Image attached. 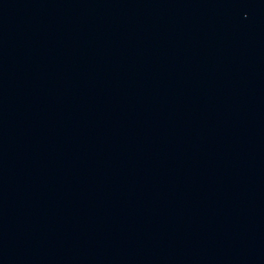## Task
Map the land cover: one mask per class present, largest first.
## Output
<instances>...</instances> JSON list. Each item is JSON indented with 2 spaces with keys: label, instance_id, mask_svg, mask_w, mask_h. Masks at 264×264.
<instances>
[{
  "label": "water",
  "instance_id": "obj_1",
  "mask_svg": "<svg viewBox=\"0 0 264 264\" xmlns=\"http://www.w3.org/2000/svg\"><path fill=\"white\" fill-rule=\"evenodd\" d=\"M0 264H264V0H0Z\"/></svg>",
  "mask_w": 264,
  "mask_h": 264
}]
</instances>
